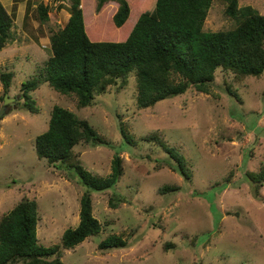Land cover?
Listing matches in <instances>:
<instances>
[{
	"label": "rangeland",
	"instance_id": "rangeland-1",
	"mask_svg": "<svg viewBox=\"0 0 264 264\" xmlns=\"http://www.w3.org/2000/svg\"><path fill=\"white\" fill-rule=\"evenodd\" d=\"M1 1L13 26L0 51V218L28 197L38 202L41 244H60L64 231L78 226L87 186L69 162L51 164L35 149L36 137L48 129L59 105L87 119L109 141L75 147L86 169L109 176L117 152L124 169L112 188L91 190L102 230L63 249V264H264V185L256 197V184L247 177L264 164V73L236 79L218 68L209 92L191 88L150 108L137 104L136 82L130 77L125 85H111L91 106L80 107L74 94H62L43 81L52 54L50 37L67 24L71 0ZM40 4L48 6L44 22ZM239 4L264 14V0ZM82 7L86 25L113 29L109 18L117 7L112 2L99 17L96 0H82ZM224 10L223 3L213 2L204 29L228 27ZM113 35L117 40L119 32ZM8 72L6 91L1 77ZM34 78L40 84L29 94L37 112L25 105L23 95V82ZM7 95L11 99L5 100ZM122 125L134 144L121 135ZM153 134L186 157L190 178L175 168L163 146L147 140ZM163 185L179 187L161 192ZM111 234L121 235L127 246L100 248Z\"/></svg>",
	"mask_w": 264,
	"mask_h": 264
},
{
	"label": "trees",
	"instance_id": "trees-1",
	"mask_svg": "<svg viewBox=\"0 0 264 264\" xmlns=\"http://www.w3.org/2000/svg\"><path fill=\"white\" fill-rule=\"evenodd\" d=\"M215 1L225 5L230 24L222 30L207 31L204 23ZM111 2L117 7L109 18L115 24L112 30L86 25L82 0H71L67 24L50 37L52 54L46 62L43 81L62 94H74L80 107L91 106L111 85H125L130 77L136 82L137 104L150 108L191 88L209 92L218 68L232 72L236 79L261 77L264 73V14L252 5H240L239 0H96L97 17ZM38 12L41 21L49 19L47 5L40 4ZM12 26V15L0 0V51L8 42ZM115 32H119L117 40ZM9 77L10 72L1 77L6 91L11 84ZM39 84L37 78L23 82L25 105L31 112L38 108L29 92ZM228 90L237 95L231 87ZM120 132L134 144L123 125ZM147 140L163 146L176 163L175 168L190 178L183 154L156 134ZM79 144L97 147L109 141L87 119L55 105L48 129L35 139V149L51 164L69 162L87 186L81 197L80 222L64 231L60 244H41L38 202L22 198L0 218V264H63V249L74 248L101 232L103 223L93 214L91 190L115 186L124 174L123 158L121 153H115L111 174L102 176L81 164L75 152ZM166 163L174 168L171 162ZM247 177L256 184L254 192L260 197L258 187L264 185V164L249 171ZM178 187L163 185L159 190L168 192ZM112 206L117 204L112 202ZM127 244L121 235L111 234L99 246L108 250Z\"/></svg>",
	"mask_w": 264,
	"mask_h": 264
},
{
	"label": "water",
	"instance_id": "water-1",
	"mask_svg": "<svg viewBox=\"0 0 264 264\" xmlns=\"http://www.w3.org/2000/svg\"><path fill=\"white\" fill-rule=\"evenodd\" d=\"M5 98H6L5 100L11 99L8 95ZM1 114H2V112H1Z\"/></svg>",
	"mask_w": 264,
	"mask_h": 264
}]
</instances>
